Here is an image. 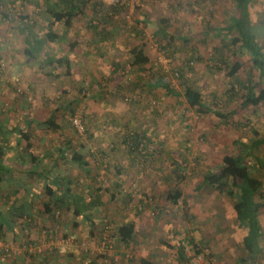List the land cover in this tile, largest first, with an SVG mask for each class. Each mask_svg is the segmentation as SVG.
I'll list each match as a JSON object with an SVG mask.
<instances>
[{
    "label": "rangeland",
    "instance_id": "obj_1",
    "mask_svg": "<svg viewBox=\"0 0 264 264\" xmlns=\"http://www.w3.org/2000/svg\"><path fill=\"white\" fill-rule=\"evenodd\" d=\"M46 1L0 2V84L4 86V90L0 87V96L5 97L0 108L7 110L12 103L14 106L32 103L35 113L31 117L35 122L45 121L53 113L56 120L65 125L62 131L43 134L34 123L27 128L35 134L40 131V137L36 136L40 140H35L34 144L40 148L46 144L58 145L59 149H65L64 156L68 160L84 145L86 150H81L84 160L90 164L91 173L87 175L77 165L69 164V178L78 183L74 190L91 196L97 192L94 188L102 187L117 198L111 200L109 196L108 199L103 196L105 207L91 215L97 222L92 235L71 243L79 248L82 255L98 258L102 264H125L136 256V248L133 244L127 247L126 252L116 253L118 243L114 227L140 216L139 226L148 231L144 236L157 246L150 249L155 253L154 260L164 263L176 258L177 248L185 247L186 261L190 264L188 256L195 252L193 245L186 242L188 238H193L206 254V263L235 264L246 258L241 244L246 233L236 222L233 206L203 184L205 175L221 166L225 154H237L236 141H246L251 136L249 129L240 123L244 124L248 117L261 132L264 130V104L256 114L246 110L242 106L241 91L235 94L230 91V79L218 70L219 64L213 59L214 50L221 48L222 40L231 36L227 34V28L235 13L234 0L148 1L139 3L133 11L131 0H89L83 14L71 28L52 23L46 14ZM53 2L55 0L49 3ZM113 4H117L119 11L110 9ZM250 13L256 24L255 32L264 37L261 27L264 0H254ZM160 19H167L166 31L173 36L166 51L161 47L167 41L160 43L154 34ZM209 27L222 29L221 35L214 32L210 38L204 37ZM134 28L145 33L146 54L151 62L149 71L142 75L144 79H139L141 75L127 62L128 47L134 39L130 33ZM49 30L63 39L56 44L45 43L43 52L62 57L70 42L77 44L75 50L68 54L72 64L70 76H65L64 70H56L51 78H47L44 70L40 69L45 56L30 59L23 54L27 47L23 41L25 37L42 36ZM10 49L14 55L21 53L22 57L16 56L15 59L20 58L29 65L22 64L23 69L13 71L8 63L7 52ZM249 59L248 56L235 59L244 66L239 74L241 79H245L251 69ZM115 64L119 65L116 71ZM10 69L12 73L9 74ZM179 72H183L185 79L202 92L209 107L227 116L229 124L214 115L201 117L189 109L182 97L166 94L164 87L168 84L183 93ZM211 94L213 96L210 97ZM18 107L15 111H8L10 118L26 112L24 107ZM28 113L30 115V111ZM35 114H38L37 119ZM76 115L86 125L85 139L77 134L73 124L66 122L71 123ZM132 134L150 138V141L143 139L142 153L130 151L125 144L127 136ZM67 141H71L74 148H68ZM23 143L25 146V141ZM258 158L264 165V146ZM243 164L246 165V161ZM59 165L61 169L66 167L61 157ZM253 165L258 168L252 172L264 183V167ZM117 169L123 172L116 180ZM176 173L180 176L177 177ZM115 183L121 188L116 189ZM175 190L180 191L188 202L187 218L184 206L175 205L167 198L168 193ZM126 194L132 195L127 207L118 200ZM2 220L6 222V219ZM260 220L264 229V209ZM51 233V243H55L53 239L56 237L58 241L65 237ZM0 239L6 244L11 243L2 236ZM66 242L70 244V241ZM27 244L28 253L22 264H32L34 255L42 252L43 244L31 241ZM18 250L17 246L6 255L0 252V259L9 261V256ZM262 252L257 264H264V248Z\"/></svg>",
    "mask_w": 264,
    "mask_h": 264
},
{
    "label": "trees",
    "instance_id": "obj_2",
    "mask_svg": "<svg viewBox=\"0 0 264 264\" xmlns=\"http://www.w3.org/2000/svg\"><path fill=\"white\" fill-rule=\"evenodd\" d=\"M2 1L3 0H0V2ZM253 1L254 0H234L235 13L231 16L227 28V34L231 36L222 40L221 48L214 50L215 55L213 59L219 64L217 67L218 70H221L226 77L230 79V91L233 94L238 92V90L241 91L244 100L242 106L246 110H251L252 114H256V111L264 104V37L258 35L254 30L256 24L253 22L250 13V6ZM49 2L50 0L46 1V14L50 17L52 23L63 25L65 28H71L75 20L83 14L89 0H55L53 3ZM116 5L117 4H113V7L110 6V9L114 12L119 11ZM100 9L103 11L105 10L102 6H100ZM49 26L52 27V25ZM167 26V19H160L159 26L154 33L160 43L167 41L165 46L162 45L161 47L164 51H166L173 40V36L166 31ZM261 27L264 29V17ZM214 32H218L221 35L220 32H222V29L209 27L204 37L210 38ZM130 34L134 39L128 47L129 59L127 62H129L130 67L141 75L139 79H144L142 75L149 71L148 66L151 63L150 58L146 54L145 33L142 30L134 28ZM62 39L63 37L51 30L45 35H32V37L28 39L29 42L27 43L25 54L30 59H37L41 57V55L45 56L41 61L42 64L40 65V69L44 70L47 78H51L53 74L56 73V70H64L65 76L71 75L72 64L68 54L75 50L77 46L76 42H70L68 44V51L62 57L52 56L50 53L43 52L46 47L45 43L51 42L52 44H56L61 42ZM244 56L250 58L251 69L249 73L246 74L245 79H241L239 74L240 71L244 69V66L239 60ZM236 58L239 60H235ZM117 65L118 64H115V71L119 67V65ZM178 75L180 76L179 81L183 93H180L168 84L164 87L168 96L182 97L188 104L189 109L194 110L201 117L214 115L222 119V122L225 124H229V121L226 120V115L222 114L218 109L211 108L206 104V97L195 87L194 83H189L188 80L185 79L183 72H179ZM147 78L154 80L153 77L147 76ZM211 96H213V94H211L210 97ZM212 98L214 99V97ZM216 106L217 105H215V107ZM74 114L75 111L72 110V115ZM245 121L244 124L240 123V125L245 129H249L251 136L247 138L246 141L237 140V154H225L222 158L221 166L217 170L207 173L204 177L203 184L212 188L219 196L233 206L236 222L240 229H245L246 233L241 241L242 249L245 252L247 251L249 258L255 262L257 257L262 254V248L264 247V229L260 220V213L264 209V183L260 177H257L252 172V170L258 168L253 164H257L259 168L264 167L258 158L260 149L264 146V130L261 132L257 125L253 124L248 117ZM66 122L69 125L72 124V122ZM35 123L41 131L52 133H60L63 126H65L62 122L56 120L53 113H51L47 120ZM83 124L85 125L84 122ZM237 125L239 126V123H237ZM20 130V138H22V140L26 142L27 147L30 148L33 145L31 135L29 134L30 131L27 129ZM143 139L150 141V138L146 137V135L132 134L128 135L124 142L130 151L142 153V147L144 146ZM66 145H69L68 148H74L71 141H67ZM80 148L86 150L84 145ZM81 149L73 152L71 160L82 168H89L88 163L84 160V156L82 155L83 151ZM59 152L61 154L60 157L67 161V158L64 156L65 149H60ZM243 161H246V165L243 164ZM252 166L255 167L253 168ZM120 174V169H117L116 179H118ZM60 181L63 182L62 180ZM60 181L57 190H59V192H65L67 189L64 190V187L66 186ZM113 186L116 189L121 188L118 183H115ZM51 190V187L47 188L48 193ZM93 190H97L96 194L90 196V204H85L84 207L79 205L80 201L82 202V198L79 197V195H75L74 202L76 214H81L83 209L92 212L96 208H101L103 206L101 199L104 194L109 196L110 199L115 198L108 189L99 187ZM77 197L79 198L77 199ZM124 197V203L127 207L132 201V195L126 194ZM167 198L175 205H183L185 208V217L187 218V210L189 211L187 207L188 202L183 199L182 193L178 190L170 191ZM62 203L63 199L55 201V209H59L60 207H58V205ZM48 205L51 206L50 203H48ZM1 236L4 237L2 233H0V237ZM114 236L118 244H125L128 246L136 238L135 224L123 223L115 225ZM186 242L193 245L195 254L202 253L193 238L186 239ZM166 245L168 246V244ZM184 248L185 247L177 248V255L182 259H186ZM241 261L246 262V258L241 259ZM140 264L154 263L142 259Z\"/></svg>",
    "mask_w": 264,
    "mask_h": 264
},
{
    "label": "crops",
    "instance_id": "obj_3",
    "mask_svg": "<svg viewBox=\"0 0 264 264\" xmlns=\"http://www.w3.org/2000/svg\"><path fill=\"white\" fill-rule=\"evenodd\" d=\"M23 41L26 45L29 42L26 37ZM26 48L23 50L25 56ZM12 52L10 49L7 54L9 55L8 63L13 71L15 69H23L22 64L29 65V63L22 61L20 58L15 59L16 56L22 57L21 53L14 55ZM10 70L8 71L9 74L12 73V70ZM0 87L1 89L4 88L1 84ZM4 98L0 96L1 103L5 101ZM29 100L31 99L29 98ZM18 106L21 109L24 107L26 112L23 110L24 113L21 115L16 116V118H10V115L7 114L9 113L8 111H15L14 109ZM8 108L7 110L0 108V222L3 221V223H0V233L4 235L7 241L11 242L8 244L13 249L18 246L19 250L17 253L13 252L12 258L9 256V261H6V258H1V263L22 264L21 261L25 263L28 253V244L26 245V242L31 241L37 245L43 244L42 252L34 255L32 264H102L98 258L82 255L79 248L71 243L73 240L79 238L85 239L88 235H92L94 225L97 222L95 223L91 215L93 216V212L98 211L97 209L105 207L103 196L108 199V196L104 194L101 199L103 204L101 208H96L92 212L83 209L81 214H76L75 195H79L82 198V202L80 201L79 204L82 207L85 204H90V196L74 190L75 186L78 187V183L76 184L73 178H69L68 165H77L79 170L88 175L91 173L89 172L91 171L90 164L87 162L89 168H82L76 162L67 159L65 161L66 167L61 169L59 165L60 149L58 145H54L53 147L46 144V146L40 148V145L34 144L35 140H40L37 139V137H40V131H36L37 135L35 131H30L29 134L31 135L33 145L30 148L26 144L24 146V140L20 138V129L26 130L28 127L34 125L35 119H32L31 114L34 115L35 106L32 103H28V105L21 103L14 106V103H12ZM27 110L30 111V115H28ZM12 113L15 114L14 112ZM35 115L37 119L38 114ZM43 134L46 133L44 132ZM119 177L118 179H120ZM59 181L66 186L64 187V190L67 189L65 192L57 190ZM82 185H84L83 181ZM48 187L52 188L49 193L47 191ZM59 199H63V203L58 205L59 209H55L54 202ZM118 200H122V203L125 204V197H119ZM2 219H6V222ZM141 220V217L137 216L135 220L123 221V223L135 224L136 238L128 246L117 244L115 246L116 253L126 252L127 247L133 246V244L137 252L136 256L132 257V260H129L125 264H140L142 259L151 261L154 264H187L186 259H182L178 255L176 258H171L164 263L163 261H158L156 258L154 260L155 253L150 249H156L157 246H153L151 240L147 236H144L145 232L148 231L139 226L138 223ZM49 232H55L57 235L63 234L65 237L59 239V241L56 237V239H53L56 240L55 243H51L50 240H52L53 236L49 235ZM139 233L143 234V236H138ZM69 238L72 240H69ZM95 239L94 237L93 240L95 241ZM67 240L70 241V244L66 242ZM149 243L151 244L150 247L148 246ZM21 247L22 250H20ZM258 258L259 256L255 262L252 261L246 251V262L237 261L235 264H257Z\"/></svg>",
    "mask_w": 264,
    "mask_h": 264
},
{
    "label": "built area",
    "instance_id": "obj_4",
    "mask_svg": "<svg viewBox=\"0 0 264 264\" xmlns=\"http://www.w3.org/2000/svg\"><path fill=\"white\" fill-rule=\"evenodd\" d=\"M148 1H158V0H131L130 2V7L131 10L133 11V9L139 4V3H145ZM71 122L74 126V129L76 130L77 134L80 135L82 137V139H85L86 137V127L83 124V121L81 119V117L79 116H74L73 119H71ZM106 240V238H104V241ZM105 244V242H104ZM104 246V245H103ZM103 249H105V247H103ZM13 250V248L4 243L1 239H0V252H3L4 255L10 253ZM31 251V250H30ZM189 258V263L190 264H208L206 263L207 260L206 259V254L201 253V254H192L188 256Z\"/></svg>",
    "mask_w": 264,
    "mask_h": 264
}]
</instances>
